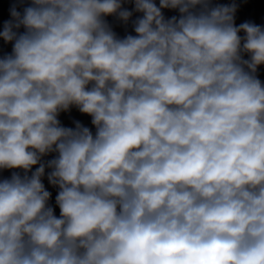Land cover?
<instances>
[{"label": "clouds", "instance_id": "1", "mask_svg": "<svg viewBox=\"0 0 264 264\" xmlns=\"http://www.w3.org/2000/svg\"><path fill=\"white\" fill-rule=\"evenodd\" d=\"M238 8L13 0L0 264H264V25Z\"/></svg>", "mask_w": 264, "mask_h": 264}, {"label": "water", "instance_id": "2", "mask_svg": "<svg viewBox=\"0 0 264 264\" xmlns=\"http://www.w3.org/2000/svg\"><path fill=\"white\" fill-rule=\"evenodd\" d=\"M10 52H11V46L0 45V54L10 53ZM259 78L262 81H264V66H261L260 69H259ZM59 118L61 120V123L64 126L74 127L73 121L78 120L82 124H84L85 126L92 128L93 132L95 131L94 127L91 125V118L86 116V115H83V114L79 113L78 110H76L75 108H73L70 112L61 113ZM51 158L52 157L49 156V157H46L45 159H51ZM10 175H11V171L10 170L9 171L0 172V178H7V177H10ZM44 183H45L46 188L52 193V201H51V203L54 205L55 195L57 194V189L53 188L52 186H50L48 184L46 178L44 180ZM56 214L57 215L59 214V209L58 208H56Z\"/></svg>", "mask_w": 264, "mask_h": 264}]
</instances>
